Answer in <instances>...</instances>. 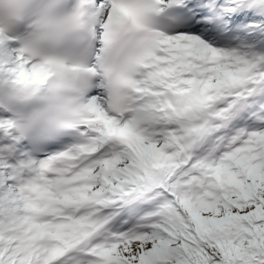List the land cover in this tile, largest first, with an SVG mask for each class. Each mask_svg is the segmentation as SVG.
<instances>
[{"label": "snow or ice", "instance_id": "obj_1", "mask_svg": "<svg viewBox=\"0 0 264 264\" xmlns=\"http://www.w3.org/2000/svg\"><path fill=\"white\" fill-rule=\"evenodd\" d=\"M0 264H264V0H0Z\"/></svg>", "mask_w": 264, "mask_h": 264}]
</instances>
